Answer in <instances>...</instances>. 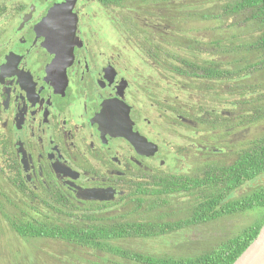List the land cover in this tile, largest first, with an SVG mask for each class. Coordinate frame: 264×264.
Returning a JSON list of instances; mask_svg holds the SVG:
<instances>
[{
	"label": "flooded vegetation",
	"instance_id": "flooded-vegetation-1",
	"mask_svg": "<svg viewBox=\"0 0 264 264\" xmlns=\"http://www.w3.org/2000/svg\"><path fill=\"white\" fill-rule=\"evenodd\" d=\"M117 14L114 0H0V236L16 250L46 240L18 225H62L66 204L121 219L163 177L210 166L208 130L179 113L177 95L162 101V70L147 59L160 53L141 52Z\"/></svg>",
	"mask_w": 264,
	"mask_h": 264
},
{
	"label": "trees",
	"instance_id": "trees-1",
	"mask_svg": "<svg viewBox=\"0 0 264 264\" xmlns=\"http://www.w3.org/2000/svg\"><path fill=\"white\" fill-rule=\"evenodd\" d=\"M128 1H137L139 6L134 7L133 4L128 8ZM158 1L163 3L165 9L157 8ZM174 1L179 2L180 9ZM181 1L114 0V5L117 13L125 7L130 9L129 15L122 17L129 21V26L124 30L128 31L139 50L146 54L160 53V57L157 55V58L151 56L147 59L160 65L161 75L169 81L166 86L185 94V101L177 102L179 113L186 116L192 112L187 117L197 122L196 132L204 133L209 129L210 132L227 134L260 123L264 120V0H231L219 5L213 3L221 0ZM122 2L124 8L117 9ZM205 2L212 3L214 8L206 12L197 8L196 12L200 13L191 11L192 5ZM197 17L222 23L230 18L231 22L224 25L229 31L226 35L218 34L208 40L186 35L184 24ZM155 22L160 25L159 31L149 32L148 27L142 25ZM185 53L191 58L184 56ZM149 66L154 67L153 64ZM223 92L236 97L231 104L239 107V111L233 121H229L221 110H216L213 101L207 98L208 94L213 93L219 100ZM184 179L163 177L160 187H153L148 193L152 197L144 202L140 199L132 209L133 215L125 214L121 219H129L139 210L149 214L158 208L168 207L166 198L171 196H193L195 201L190 204L186 218L165 221V217L158 215L146 222H121L119 216L99 217L87 212L93 207L69 213V208H75L69 203L66 204V217L62 225L40 223L37 226L28 222L18 225L16 229L26 238L59 240L98 250L112 256L114 264H233L257 237L264 224V214L256 224L231 238L227 236L213 248H205L202 252L199 250L200 254L195 256L178 257L170 251H163L161 245L171 240L190 245L193 241L186 239L188 228L200 230L207 222L218 218L264 209V133L240 148L232 162L206 166L198 175L187 178L185 182ZM241 189L243 194L234 198L235 192ZM177 211L183 213L184 210ZM109 219L117 221L110 224ZM172 232L181 235L178 239H168L174 234ZM142 239L155 242L160 239L161 243L157 242L155 249L149 252L139 251L132 243ZM218 239L220 237L216 242ZM124 240L131 245L118 243L116 247L107 246L109 241L116 243ZM24 259H14L9 263L25 264L28 260Z\"/></svg>",
	"mask_w": 264,
	"mask_h": 264
},
{
	"label": "rangeland",
	"instance_id": "rangeland-1",
	"mask_svg": "<svg viewBox=\"0 0 264 264\" xmlns=\"http://www.w3.org/2000/svg\"><path fill=\"white\" fill-rule=\"evenodd\" d=\"M193 0H182V3H189ZM195 1V0H194ZM231 0H221V1H214V5H219V3H227ZM137 1H134L131 3V1L128 5V8L132 7L134 4V7L139 6V3H136ZM131 3V5H130ZM174 4L177 5V8H179V2L174 1ZM212 3H199V5L193 6V10L191 11L196 12V9H201L200 11L206 12L209 9H213ZM158 9H165V6L160 1L157 2ZM125 7L123 11H120L117 16L122 19L123 15H129L130 9ZM180 9V8H179ZM169 10V9H168ZM200 13V12H196ZM159 14H161L159 12ZM231 22L230 18H227L224 23L219 22L218 20H201L199 17L187 20L184 24L185 34L191 37H198L202 40H208V38H214L218 34L221 36L226 35L227 29L224 28L225 24H228ZM130 44L127 43L124 39H116L115 45L117 48H119L122 51H129L130 53L136 52L137 50H134L136 48L135 44L133 43V40L130 39ZM126 47H125V46ZM135 45V46H134ZM187 58H191L189 54H184ZM206 58V57H205ZM162 83V89H163V95H162V101L165 99L173 100V96L177 95V99L175 100V104L183 103L185 101V94L183 92H176L173 95H170L169 87L166 86L169 81H164ZM195 96V95H194ZM189 97V96H188ZM192 97V96H190ZM196 97V96H195ZM207 98L209 100L213 101V105L215 106L216 110H221L222 114L227 117L229 121H233L235 117L237 116V113L239 111V107L233 106L231 103L236 99L235 96H231L230 94H226L223 92L221 94V97H219V100L213 95V93L208 94ZM236 113V114H234ZM181 133V136H185L186 133L179 130ZM264 133V120H262L260 123H255L254 125L243 127L241 131L238 132H229L227 134H222L221 132H210L208 129V136L205 137L206 141L209 146L208 151V159L210 165H222V164H228L233 161L235 158L237 152L240 150V148H243L247 142L255 139L260 134ZM221 134V135H220ZM188 137V136H187ZM183 142L179 140V144H182ZM215 152H219V154H215ZM214 153V154H212ZM192 159H189L190 165L193 164V166H201L202 162L198 159V156H196V152H193ZM196 159L199 160L196 161ZM182 164V163H181ZM188 164V165H189ZM172 165V163H171ZM192 171V169L190 170ZM197 171L195 170L194 173ZM248 185L244 189L247 188ZM243 194V190H239L235 192L233 197L241 196ZM167 203H169L168 207H161L156 210H154L151 213H142L143 210H139L137 213L134 214L133 217H130L129 219H118L121 222L122 221H133V222H140V221H150L151 219H154L153 217L163 216L165 221H174L182 218H186L189 213V206L192 202L195 201L193 196H171L166 198ZM132 206H127L124 211L126 210H132ZM182 211H177L181 210ZM264 214V209H253L250 211H247L245 213L241 214H235L227 217L218 218L215 221L207 222V224L204 225V229H186L187 236L186 239H191L193 242L192 244H185L183 241H174L171 240L170 242L164 243L161 246L163 247V251H167L175 256L178 257H187L192 256L196 254H200V251L202 252L205 250V248L210 249L216 246V244H219L223 241V239L227 238V236H230L229 238L237 235L240 233L244 228L256 224L257 221L261 219V217ZM117 220L115 219H109L108 222L110 224L116 223ZM174 234H171L168 239H174L179 237L178 232H172ZM177 233V234H176ZM222 233H225L224 235ZM181 235V234H180ZM209 235V236H208ZM220 235V236H216ZM224 236V238H223ZM204 237V239H203ZM216 237V238H214ZM217 237H220V239L217 240ZM166 238V237H164ZM7 240L9 243H12L11 236L6 235L2 238V240ZM178 239V238H177ZM202 239V240H201ZM0 236V262H3L4 264H11L9 261H12L14 259H22L28 260L25 262V264H114L112 256L96 251L94 249H88L82 246H76L69 243H64L57 240H33L29 241L27 244H24V248H20V246H17L18 249L16 250L15 247L7 245V243H3ZM157 242H160V239L157 240ZM157 242L152 240H140L138 243H132L135 244V248L139 251H151L154 250L156 247ZM125 244L124 241H118V242H107V246L109 247H116V245ZM161 243V242H160ZM15 245L18 244L16 241L14 243ZM125 245L130 246L131 243L127 242ZM198 248V249H197ZM23 249V250H22ZM200 250V251H199ZM166 252V253H167ZM18 255V256H17ZM191 258V257H189Z\"/></svg>",
	"mask_w": 264,
	"mask_h": 264
},
{
	"label": "water",
	"instance_id": "water-1",
	"mask_svg": "<svg viewBox=\"0 0 264 264\" xmlns=\"http://www.w3.org/2000/svg\"><path fill=\"white\" fill-rule=\"evenodd\" d=\"M95 194L83 196V200H98ZM233 264H264V224L260 228L257 237L240 254Z\"/></svg>",
	"mask_w": 264,
	"mask_h": 264
}]
</instances>
